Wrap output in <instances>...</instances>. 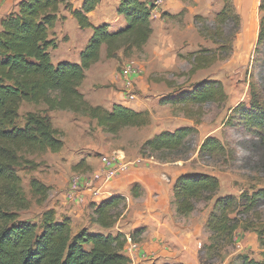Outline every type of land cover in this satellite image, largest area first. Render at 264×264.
I'll return each mask as SVG.
<instances>
[{
  "label": "trees",
  "instance_id": "1",
  "mask_svg": "<svg viewBox=\"0 0 264 264\" xmlns=\"http://www.w3.org/2000/svg\"><path fill=\"white\" fill-rule=\"evenodd\" d=\"M153 0H120L118 13L125 24L110 29L109 24L93 25L92 12L101 0H84L81 8H75L71 0H20L16 7L0 21V264H131L125 253L126 234L104 233L82 227L73 230L70 217H58L49 206L51 187L38 178L30 180L36 202L45 205L41 224L19 220L20 212L30 207L18 168L25 161V153L60 152L65 142L53 123L49 112L71 111L95 120L106 133L118 135L127 127H144L152 123L149 110H135L123 104L111 109L91 104L80 87L86 72L102 57L117 58L120 52L131 56L141 51L151 39ZM68 11L82 29L91 28L92 35L79 53L78 61H53L52 49L59 47L53 33L57 24L66 19L62 10ZM185 9L179 14H183ZM260 31L256 52L262 56L264 70V0L260 2ZM199 34L210 41L214 48H201L187 55H179L190 65L184 76L227 59L233 51L234 40L241 27V16L234 0H223V7L212 20L196 15ZM163 80L168 86L174 81ZM229 98L225 85L217 79H203L189 87L163 96L161 105L170 106L174 112L182 111L199 124L202 108L210 103L222 105ZM44 104L40 111L21 115L22 104ZM225 126L245 128L250 134L264 141V80H255L250 88L249 105H235L224 121ZM193 126L165 129L148 138L140 147L142 156L161 154L162 160H183L190 152ZM227 145L218 137L205 138L199 149L201 158L223 162L229 157ZM25 162L32 163L26 160ZM74 171L90 170L85 159L74 165ZM220 179L208 172L180 174L174 183V204L180 217L190 216L200 202H213L206 221L210 233L208 242L199 250L201 264H213L224 257L226 248L235 244L239 229L247 216L264 206V187L253 192L244 191L240 196H217ZM143 194L140 184L131 187V195ZM49 202V203H48ZM127 205L124 195H112L99 202H91L90 221L99 227L112 229ZM244 231L254 230L263 249L262 260L240 253L239 264H264V222L245 221ZM145 227L131 233L134 243L141 240ZM168 264V263H166ZM181 264V263H177Z\"/></svg>",
  "mask_w": 264,
  "mask_h": 264
},
{
  "label": "rangeland",
  "instance_id": "2",
  "mask_svg": "<svg viewBox=\"0 0 264 264\" xmlns=\"http://www.w3.org/2000/svg\"><path fill=\"white\" fill-rule=\"evenodd\" d=\"M152 2L158 16H152L154 33L147 46L141 51L134 52L131 56L123 54L122 57L118 56L114 59L117 61L116 71L122 75H125L128 69L138 73L139 66L145 64L146 70L143 71L142 75L146 85L145 95L148 105V109L145 110L150 111L152 123L140 128L127 127L118 135H112L104 132L102 128L99 130V127L95 126V122L74 112L65 110L50 112L53 123L61 132L65 145L60 152L56 153L48 150L24 154L25 161L29 160L32 163L24 161L18 168V173L22 178V186L30 201V207L20 212L19 220L38 225L42 221L45 205L42 206L36 202V197L30 187L32 178H38L51 187L49 206L56 208L58 217H65L62 213L72 204L66 202L62 206H55V202L66 193L74 175L85 173L74 171L73 168L81 159L90 156L102 160L104 155L99 153L96 148L100 145H107L114 140L122 143L124 148L128 149L126 153L133 156L137 151L139 153L143 142L152 138L157 132L181 126L194 125L197 131L192 134L190 152L182 158L183 160L170 161L171 158L163 160L179 162L180 166L179 164L173 166L174 170L180 168L182 173L208 172L216 175L220 179L221 186L215 197L230 194L240 196L244 191L251 193L264 187V141H260L241 126L224 125L226 117L235 105L240 102L249 105L252 82L264 80L262 56L256 52L260 31L261 0H234L241 16V27L235 36L232 54L227 59L218 61L191 77L181 74L187 71L190 65L179 55H187L201 48L215 47L199 34L195 16L203 15L212 20L223 7V0H171L170 2L163 0L162 4L158 5L155 4V0ZM184 9L185 12L178 15ZM62 13L72 16L70 12L64 11V9ZM73 19L74 22L68 21V16H66V19L60 21L53 31L59 42V47L51 50L55 63L78 61L79 53L88 41L87 28H80L76 19L74 17ZM124 24L125 20L122 25H118L119 28L123 27ZM102 52L103 60H105L104 48ZM157 78H168L175 84L168 86L163 80L157 81ZM203 79L222 81L229 98L222 105L213 103L205 105L202 108V120L199 124H196L194 119L189 118L182 111L174 112L170 106L160 104L159 101L163 96L171 94L177 89L189 87ZM90 83L91 79L85 82L80 89L88 91ZM141 92V90H137V93ZM44 108V104L35 105L24 102L20 113L24 115L29 111H40ZM107 134L112 136L104 137ZM210 135L218 137L228 147L229 157L224 158L223 162L199 156L202 142ZM116 153L122 152L116 151ZM122 154L125 155V153ZM154 157L162 160L161 154H154ZM149 158L151 156H142L141 159ZM212 202L207 204L202 202L198 210H205V207L210 206ZM258 213L260 217L252 213L247 216L248 220L242 221L253 220L257 224L264 222V206L259 208ZM80 223V221L76 222L78 227L73 224L74 231L81 229ZM243 223L237 233L236 243L226 248L223 253L224 257L216 258L213 264H239L236 257L240 253H247L251 258L257 260L263 259V249L259 244L257 233L254 230L244 231ZM206 231L208 232L207 229ZM238 249L239 252H236ZM234 252L236 254H233ZM166 263L177 264V262L171 263L170 261H164L160 264Z\"/></svg>",
  "mask_w": 264,
  "mask_h": 264
},
{
  "label": "crops",
  "instance_id": "3",
  "mask_svg": "<svg viewBox=\"0 0 264 264\" xmlns=\"http://www.w3.org/2000/svg\"><path fill=\"white\" fill-rule=\"evenodd\" d=\"M19 1L0 0V21L16 7ZM71 1L75 8H81L84 2V0ZM170 1L167 0V2ZM119 4L120 0H101L98 6L90 12V22L96 26L109 24L110 29H118V25H122L125 20L124 16L118 13ZM66 16H68V21L74 20L71 15ZM86 31L89 39L92 29L87 28ZM83 32L85 33V31ZM118 56L122 57L123 52H120ZM103 58L102 52L100 61L86 72L87 76L83 84L89 79H91V83L88 91H81L87 100L93 105H101L106 109H111L114 104H123L135 110L148 109L145 95L146 85L142 78L143 71L146 70L145 64L139 66L138 73L122 75L116 71L117 61L114 60L115 58L109 60H106L107 57L105 60ZM138 89L142 92L137 93ZM90 121L95 122L94 124L97 126L95 120ZM98 129L101 130L100 127ZM110 136L112 135L107 134L104 137L109 138ZM96 150L104 156H111L116 151L126 155L128 151L122 143L115 140L110 141L107 145L98 146ZM126 156L130 162L128 169L118 173L105 187L107 195L104 198L112 195L127 197L126 208L112 229H103L90 221L91 208L89 204L93 200L88 191L82 192L81 201L68 200L67 189L63 197H59L55 202V206H62L66 202L72 204L64 210L62 215L70 217L74 226L76 222L80 221L81 228L89 227L91 230L104 233L122 232L126 234L128 242L125 253L131 258V264H160L164 261L201 264L199 250L203 244L208 242L210 233L206 231L205 224L214 201L210 206L205 207V210H198L202 204L200 202L198 208L190 216H178L174 204L173 187L176 178L182 172L177 167L174 170L173 166L178 164L180 166V163L155 159L154 156L149 159H141L142 156L138 151L133 156L130 153ZM83 159L90 167L88 171L90 174L104 169L101 159L90 156ZM134 184L141 185L143 194L139 197L131 195V187ZM76 226L78 227V225ZM140 227H145V231L140 242L134 243L131 233ZM236 252H239V249Z\"/></svg>",
  "mask_w": 264,
  "mask_h": 264
},
{
  "label": "built area",
  "instance_id": "4",
  "mask_svg": "<svg viewBox=\"0 0 264 264\" xmlns=\"http://www.w3.org/2000/svg\"><path fill=\"white\" fill-rule=\"evenodd\" d=\"M163 0H155V4H162ZM152 16H158V12L154 9ZM125 70V69H124ZM124 72V71H123ZM135 72L127 70L126 74L131 75ZM102 162L104 169L94 173L76 174L72 177L68 188V200H82L83 191H88L93 202H99L107 195L106 186L112 181L118 173L128 169L130 162L122 153H114L111 156H103Z\"/></svg>",
  "mask_w": 264,
  "mask_h": 264
}]
</instances>
